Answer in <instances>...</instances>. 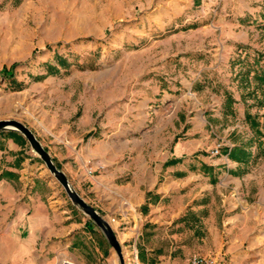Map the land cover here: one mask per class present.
<instances>
[{
  "label": "crops",
  "instance_id": "obj_1",
  "mask_svg": "<svg viewBox=\"0 0 264 264\" xmlns=\"http://www.w3.org/2000/svg\"><path fill=\"white\" fill-rule=\"evenodd\" d=\"M217 1L200 0L199 7L217 9ZM161 79L170 84L177 77ZM173 89L160 82L131 104L133 93L126 110L136 112L137 123L126 124L113 107L99 127L106 140H96L92 115L83 112L72 123L78 136L66 128L59 132L65 138H53L46 150L118 240H133L137 264H188L196 256L264 264V165L254 169L261 157L247 145L251 137L225 119L240 106L238 93H222L224 100L204 108L202 122L178 116ZM155 94L159 105L151 110ZM236 128L231 140L227 133ZM22 150L0 136V264H61L62 257L70 264H118L101 232Z\"/></svg>",
  "mask_w": 264,
  "mask_h": 264
},
{
  "label": "rangeland",
  "instance_id": "obj_2",
  "mask_svg": "<svg viewBox=\"0 0 264 264\" xmlns=\"http://www.w3.org/2000/svg\"><path fill=\"white\" fill-rule=\"evenodd\" d=\"M199 5L200 0H0V120L22 123L46 150L53 138H65L59 132L66 128L69 137L78 136L72 123L83 112L92 115L96 140L107 139L99 127L111 120L113 107L126 124L137 123L136 112L126 110L130 97L136 95L135 104L160 82L177 89L178 116H201L202 122L204 108L224 100L222 93H238L240 106L225 119L229 127L243 125L244 138L251 137L247 145L261 157L254 169L264 165V109L257 106L264 87L252 74L242 84L248 66L264 55V0H218L217 9ZM161 77L177 79L169 84ZM156 99L160 94L152 97L151 110L159 105ZM236 130L228 131L231 140ZM22 149L70 203L27 142ZM118 242L124 264H137L133 240Z\"/></svg>",
  "mask_w": 264,
  "mask_h": 264
},
{
  "label": "water",
  "instance_id": "obj_3",
  "mask_svg": "<svg viewBox=\"0 0 264 264\" xmlns=\"http://www.w3.org/2000/svg\"><path fill=\"white\" fill-rule=\"evenodd\" d=\"M15 133L20 135L29 145L31 151L44 164L50 176L63 189L71 205L85 215L101 232L109 247L117 257L118 264H124L120 244L109 222L101 217L99 212L86 203L75 191L65 174L57 168L49 153L44 149L36 136L22 123L15 120H0V134Z\"/></svg>",
  "mask_w": 264,
  "mask_h": 264
},
{
  "label": "trees",
  "instance_id": "obj_4",
  "mask_svg": "<svg viewBox=\"0 0 264 264\" xmlns=\"http://www.w3.org/2000/svg\"><path fill=\"white\" fill-rule=\"evenodd\" d=\"M262 62H264V55H260V54L257 55V57L253 60L252 65L248 66V69L245 72L246 77H245V80L242 82V84L244 83V85H247L248 84L247 78L252 74V77L258 83V87L259 88L264 87V65H262ZM243 64L247 65L246 62H244ZM262 91L264 93V90ZM253 98H256V96L253 95ZM257 106H259V108L264 109V99L258 100ZM245 120L247 123L250 124L251 128L253 129L257 128V122L255 121L254 117L247 115ZM0 136H5L6 138L13 139L21 145L26 144L25 140L20 135L15 134V133H1Z\"/></svg>",
  "mask_w": 264,
  "mask_h": 264
},
{
  "label": "built area",
  "instance_id": "obj_5",
  "mask_svg": "<svg viewBox=\"0 0 264 264\" xmlns=\"http://www.w3.org/2000/svg\"><path fill=\"white\" fill-rule=\"evenodd\" d=\"M217 150H218V147L212 153L213 154H217L218 153ZM217 263H218V261H216L215 258H212V257H198V256H196V257H192L188 264H217Z\"/></svg>",
  "mask_w": 264,
  "mask_h": 264
},
{
  "label": "bare ground",
  "instance_id": "obj_6",
  "mask_svg": "<svg viewBox=\"0 0 264 264\" xmlns=\"http://www.w3.org/2000/svg\"><path fill=\"white\" fill-rule=\"evenodd\" d=\"M63 264H66V263H63Z\"/></svg>",
  "mask_w": 264,
  "mask_h": 264
}]
</instances>
